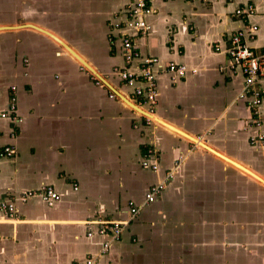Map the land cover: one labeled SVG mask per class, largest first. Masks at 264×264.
Instances as JSON below:
<instances>
[{
  "label": "crops",
  "instance_id": "1",
  "mask_svg": "<svg viewBox=\"0 0 264 264\" xmlns=\"http://www.w3.org/2000/svg\"><path fill=\"white\" fill-rule=\"evenodd\" d=\"M7 1L0 114L15 95L20 121L0 116V146L16 148L0 158V200L14 198L18 218L0 221V264H264V141H249L264 131V101L256 128L237 99L243 74L227 69L223 50L247 24L258 27L250 46L264 48V0H148L141 54L195 70L175 82L158 76L157 123L130 104L131 90L113 73L126 64L108 40L118 33L111 24L133 0ZM249 3L252 15L235 13ZM24 24L45 30L5 29ZM84 62L107 82L98 84ZM150 144L157 171L141 166ZM167 171L161 194L102 253L106 237H88L85 222L128 217V202L141 203ZM43 184L60 193L58 202L19 199Z\"/></svg>",
  "mask_w": 264,
  "mask_h": 264
},
{
  "label": "built area",
  "instance_id": "2",
  "mask_svg": "<svg viewBox=\"0 0 264 264\" xmlns=\"http://www.w3.org/2000/svg\"><path fill=\"white\" fill-rule=\"evenodd\" d=\"M255 11L253 4L249 3L237 7L235 13L240 16L252 15ZM153 12L148 0H133L127 7L125 18L123 20H114L112 27L118 31L116 35H110V43H119V48L126 64L125 67H115L113 73L119 81L131 90L129 100L143 111L154 114L155 106L160 94L158 76L166 74L171 82H175L188 72L195 73V70L189 69L184 63L169 61L161 63L157 57L142 55L136 37L145 36L151 29L146 16ZM257 25L247 24L243 28L232 31L226 38V46L223 49L227 55V69L231 72H241L243 74V85L237 94V99L243 100L249 108L252 115V125L259 128L262 125L261 105L264 101V86L260 84L261 78H264V48L253 49L250 46V40L254 39ZM134 33V35H133ZM221 49L219 44L215 45V50ZM93 79L99 84V79L93 75ZM15 90V86H11ZM16 97L10 96L8 108L2 111V118H10L12 122H18L20 119L15 115ZM139 112V111H137ZM147 123L152 120L144 113L139 112ZM155 115V114H154ZM156 116V115H155ZM16 133L10 134L14 138ZM252 145L264 141V131H258L249 137ZM16 148L13 144L0 146V158H11L15 155ZM158 154L153 146H146L141 156V166L144 169L157 171L159 168ZM172 176V171H167L164 177L149 186L144 194L141 203L136 204L132 200L128 202V217L123 219L110 220H89L86 221L88 237H92L94 231L99 235L106 237L102 242L101 252L106 253L112 242L120 239L123 229L131 219L140 211V209L153 202L163 191L167 182ZM78 188L73 184V189ZM29 197H37L48 206H52L61 198L60 193L51 185L43 184L38 189L27 190L19 195L21 201H26ZM18 218V208L14 198L0 200V221L11 222ZM96 225V229H93ZM93 259L86 260V264H92Z\"/></svg>",
  "mask_w": 264,
  "mask_h": 264
},
{
  "label": "water",
  "instance_id": "3",
  "mask_svg": "<svg viewBox=\"0 0 264 264\" xmlns=\"http://www.w3.org/2000/svg\"><path fill=\"white\" fill-rule=\"evenodd\" d=\"M20 26H32V25H30V24H24V25H19V26H7V28H5V29H9V28H14V27H20ZM32 27H34V28H36V29H41V30H45V29H43V28H40V27H36V26H32ZM52 35V34H51ZM56 36H54V38H55ZM57 38V37H56ZM58 39V38H57ZM59 40V39H58ZM61 45L62 46H65V47H67L68 49H70L71 50V47L70 46H68V45H66L65 43H61ZM87 70H89L93 75H95L97 78H99V79H101L102 81H104V82H107L102 76H100L97 72H96V70H94L91 66H89L88 65V63H86V62H84L83 64H82ZM124 99L127 101V102H129V100H127L125 97H124ZM130 104H132L133 105V103H130ZM135 107H137L136 105H135ZM180 132H181V134H184L185 136L186 135H188L187 133H185V132H183V131H181V130H179ZM187 137V136H186ZM197 141H198V139H197ZM197 141H195L196 143H197ZM198 142H200V141H198Z\"/></svg>",
  "mask_w": 264,
  "mask_h": 264
},
{
  "label": "rangeland",
  "instance_id": "4",
  "mask_svg": "<svg viewBox=\"0 0 264 264\" xmlns=\"http://www.w3.org/2000/svg\"><path fill=\"white\" fill-rule=\"evenodd\" d=\"M9 2L11 3V0H9ZM11 17V5L8 4L7 0H0V20L11 19Z\"/></svg>",
  "mask_w": 264,
  "mask_h": 264
},
{
  "label": "bare ground",
  "instance_id": "5",
  "mask_svg": "<svg viewBox=\"0 0 264 264\" xmlns=\"http://www.w3.org/2000/svg\"><path fill=\"white\" fill-rule=\"evenodd\" d=\"M16 26H19V25H16ZM145 115H146V114H145ZM147 117H149V119L152 120L154 123H157L156 118H155V116H154L153 114H150V113H149V114L147 115ZM153 117H154L155 119H153Z\"/></svg>",
  "mask_w": 264,
  "mask_h": 264
}]
</instances>
